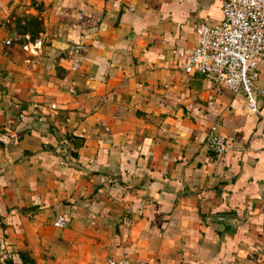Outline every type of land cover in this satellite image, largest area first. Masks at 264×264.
Masks as SVG:
<instances>
[{
	"label": "crops",
	"instance_id": "obj_1",
	"mask_svg": "<svg viewBox=\"0 0 264 264\" xmlns=\"http://www.w3.org/2000/svg\"><path fill=\"white\" fill-rule=\"evenodd\" d=\"M221 2L0 0V264H264V58L259 112L183 69Z\"/></svg>",
	"mask_w": 264,
	"mask_h": 264
},
{
	"label": "built area",
	"instance_id": "obj_2",
	"mask_svg": "<svg viewBox=\"0 0 264 264\" xmlns=\"http://www.w3.org/2000/svg\"><path fill=\"white\" fill-rule=\"evenodd\" d=\"M220 9L221 17L216 22L200 21L195 25L196 42L183 69L222 82L230 92L242 95L246 110L259 112L256 79L264 58V0H222ZM4 42L9 43V39ZM205 143L215 155L226 147L224 136L213 127ZM64 221L59 214L53 224L62 226ZM104 264H128V260L109 256Z\"/></svg>",
	"mask_w": 264,
	"mask_h": 264
},
{
	"label": "water",
	"instance_id": "obj_3",
	"mask_svg": "<svg viewBox=\"0 0 264 264\" xmlns=\"http://www.w3.org/2000/svg\"><path fill=\"white\" fill-rule=\"evenodd\" d=\"M216 218L226 224H229L232 226H234L235 222L237 221L236 216L235 215H217Z\"/></svg>",
	"mask_w": 264,
	"mask_h": 264
},
{
	"label": "rangeland",
	"instance_id": "obj_4",
	"mask_svg": "<svg viewBox=\"0 0 264 264\" xmlns=\"http://www.w3.org/2000/svg\"><path fill=\"white\" fill-rule=\"evenodd\" d=\"M32 18H33V17H32ZM22 19L25 20L26 18H25V17H22V16H16V17H15V28H17L18 30H22L23 25H25V23H26V22H25V23H22V22H21ZM33 19H34V18H33ZM33 24H34V23H33ZM36 24H37V23H36ZM29 27H31V26H29ZM36 27H37V25H35V26L32 25V28H36ZM17 40L19 41L20 38L16 36V38H14V41H17Z\"/></svg>",
	"mask_w": 264,
	"mask_h": 264
}]
</instances>
